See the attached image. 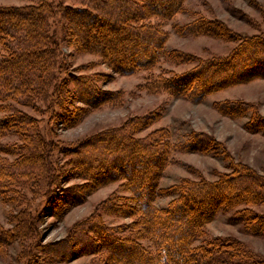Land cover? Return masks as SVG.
<instances>
[{
	"label": "trees",
	"instance_id": "obj_1",
	"mask_svg": "<svg viewBox=\"0 0 264 264\" xmlns=\"http://www.w3.org/2000/svg\"><path fill=\"white\" fill-rule=\"evenodd\" d=\"M24 1L29 4L0 7V114H4L0 116V138L15 135L19 140L0 144V203L28 205L29 199L23 191H29L36 196L42 194L48 208L56 196L54 186L59 179L51 157L60 153L69 159V176L84 181L77 191H63L65 204L69 207L82 204L94 190L121 182L120 188L130 196L114 193L103 202L102 210L112 216L135 218L127 227L135 236L121 239L104 225L101 215L94 212L75 226L73 232L76 233L71 238L76 242L75 247L84 242L79 235L89 231L95 240H90L87 246L92 245L94 249L86 250L99 251L107 259L116 257L113 264H214L235 259L239 264H264L261 256L233 238H218L194 246L202 238L205 226L219 212L233 213L231 223L243 225L246 234L264 236V213L252 209L264 206V176L247 165L231 163V171L219 175L215 181L185 179L171 187L160 188L173 150L217 154L223 148L210 136L194 132L179 145L172 144L166 128L138 136L160 119L161 111L157 110L132 117L118 128L63 148L43 133L36 118L18 107L42 113L44 110L38 106L42 103L60 125L74 126L90 110L106 104L115 106L122 100L121 93L103 91L100 87V83L111 80L110 76L99 73L75 76L60 62L52 31L56 17L65 22L68 47L79 54L98 56L120 76L149 73L162 58L179 65L194 64L181 73L147 78L141 86L149 94L166 93L193 103H201L206 97L230 87L264 78V55L259 53L260 48L264 49V41L241 39L224 23L204 17L184 26L173 25L174 32L182 37L241 39L229 55L201 59L166 50L169 35L155 22L170 20L183 12L185 0ZM103 27L120 35L115 41L98 43V47L91 34L100 33L96 31ZM248 51L247 56H242ZM92 67L93 64H86L76 71ZM78 103L86 108L78 107ZM214 106L221 114L232 118L252 112L247 128L264 132V118L253 105L224 101ZM167 197L173 199L166 207L156 205L159 198ZM14 218L16 233L0 228V253L17 238L27 239L35 234L30 214L22 211ZM141 239L152 242L154 255L137 242ZM63 249L44 247L42 251L47 257L63 259ZM24 258L25 264L37 263L31 249Z\"/></svg>",
	"mask_w": 264,
	"mask_h": 264
},
{
	"label": "rangeland",
	"instance_id": "obj_2",
	"mask_svg": "<svg viewBox=\"0 0 264 264\" xmlns=\"http://www.w3.org/2000/svg\"><path fill=\"white\" fill-rule=\"evenodd\" d=\"M28 4L29 2L24 0H0V7H20ZM199 17L224 23L232 34L240 36L241 39L261 38L264 41V0H185L183 12L167 21L155 20L169 35L165 45L166 50H176L201 59H210L225 57L238 47L241 39L228 41L210 36L182 37L174 32L173 25L184 26ZM52 31L57 40L60 62L65 63L71 74L78 76L99 73L110 76L111 80L100 83V87L103 91L122 94L120 104L115 106L106 104L90 111L87 109L89 112L81 122L74 126L60 125L57 117L52 118L50 111L45 110L47 105L42 103L38 104L39 109L44 110L42 113L28 107L18 106L39 121L40 129L54 143H59L65 148L104 131L118 128L132 117H142L160 110V119L138 136H145L153 130L166 128L170 132L172 144L179 145L184 143L191 133L199 132L210 136L223 147L217 154L186 153L173 150L170 163L160 181V188L171 187L185 179L197 181L203 178L215 181L219 175L231 171V163L247 165L264 176V132H255L247 128L252 112L232 118L221 114L214 106L224 101L244 102L253 105L254 110L264 118V78L217 92L206 97L201 103L174 98L166 93L149 94L141 89L147 78L162 73H181L192 68L194 64L179 65L162 58L158 66L149 73L140 72L120 76L103 64L98 56L79 54L68 47L65 39V22L59 17L53 21ZM98 31L100 33L96 35L95 32L91 34L96 42L94 45L102 44L104 40L109 39L115 41V37L120 35L117 31H111L107 27L97 29L96 32ZM251 52L255 53L252 50ZM259 53L264 55V49L260 48ZM248 54L249 51L242 56ZM86 64H93V67L87 71H76L79 66ZM77 106L86 108L79 103ZM3 115L0 114V116ZM18 141L15 135L0 138V144H13ZM51 160L57 167L59 179L54 186L56 196L48 208H45L42 194L36 196L29 191H23L29 199L28 205L14 202L0 203L1 229L16 233L14 217L19 212L26 211L32 216V228L36 230L31 237L27 239L19 237L10 245L5 246L3 252L0 253V264H25L24 257L30 249L34 251L36 264H113L117 260L116 257H114L115 260L107 259L106 255L99 251L86 250L89 247L93 248L92 245L87 246L90 240L92 242L95 240L91 232L87 231L86 234L79 235L84 242L77 247H75L76 242L71 238L75 236L76 231L73 232L75 226L85 222L94 212L101 215V221L105 226L113 229L118 238L135 236L134 232L127 228L135 221V218L126 215L112 216L102 210L103 202L112 194L129 197L130 193L122 191L121 182L112 183L91 192L86 196L84 203L69 207L63 200L65 198L63 191H69V189L77 191L78 186H81L84 181L69 176L71 165H69V159L62 154H53ZM172 199L173 197L159 198L156 205L166 207ZM252 209L264 213V206H256ZM232 214L219 212L215 219L205 226L202 238L194 246L218 238H233L264 259V236L246 234L243 225L231 223ZM72 241L73 244H71ZM137 242L147 249L149 254H155L150 240L141 239ZM44 247L64 248L65 256L63 259L47 257L42 251ZM214 264L239 263L235 259L230 263L217 262Z\"/></svg>",
	"mask_w": 264,
	"mask_h": 264
}]
</instances>
